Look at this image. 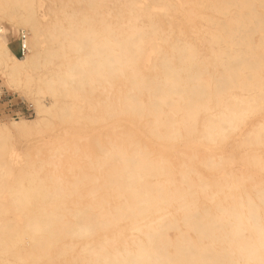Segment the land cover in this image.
<instances>
[{"label":"bare ground","instance_id":"1","mask_svg":"<svg viewBox=\"0 0 264 264\" xmlns=\"http://www.w3.org/2000/svg\"><path fill=\"white\" fill-rule=\"evenodd\" d=\"M48 1L0 0V19L27 47L18 58L0 25V68L11 85L36 81L34 94L52 98L36 100L39 119L0 123V264H264V187L245 188L248 165L264 174V0ZM169 7L203 20L197 43L168 44L152 11ZM42 51L61 58L56 68L34 71ZM54 118L69 121L59 153L80 151L67 136L82 119L114 130L106 146L79 135L99 147L96 162L83 155L102 184L85 171L67 180L53 155L11 164L13 132ZM125 123L140 140L116 133ZM234 136L253 151L239 174L223 153Z\"/></svg>","mask_w":264,"mask_h":264},{"label":"rangeland","instance_id":"2","mask_svg":"<svg viewBox=\"0 0 264 264\" xmlns=\"http://www.w3.org/2000/svg\"><path fill=\"white\" fill-rule=\"evenodd\" d=\"M175 4L181 6V3L178 1H176ZM108 5L113 8V12H117V7L120 6V4L117 2H113L111 4L109 3ZM182 5L186 6L184 1ZM42 7L46 10L50 7V2L48 0H44V2L42 3ZM71 8L74 10L88 9L85 3L78 2L77 0L74 1ZM180 9L181 8L176 10L172 7H169L168 9H162L160 11H146H152L153 18L158 22V24L161 26V29L164 31L163 34L168 35L169 37L168 44L175 42L176 38L178 37L183 41L186 40L193 43H197V39L203 37V20L197 18L195 20L185 21ZM258 10L260 12H264V7L258 6ZM233 11L234 10H232L231 12ZM143 22H148V18L144 17ZM0 25H3L7 29V37L10 48L14 51L15 55L18 58H23V56H18L20 36L14 32L11 22L6 19H0ZM255 40L259 41L258 34H256ZM57 43L58 42L55 43V41H46L45 46L57 47ZM60 60L61 58L53 56L49 52L42 51L36 59L38 65L36 64L33 69L34 71H40L41 69H43L42 71L53 69L56 68L54 64L58 63ZM37 84L38 83L36 81H32L28 84L27 87H18L11 85L6 78L5 73L0 68V88L4 91L2 101H0V123H7L9 125L10 122L13 120L39 119L36 100H39L41 104L49 105V102L52 98L48 95L43 96L34 94L33 90L35 89V86ZM102 98L103 96L100 97V99ZM19 99H23L28 104L31 103V105H33L32 110L26 111V109H24L22 105L16 106L15 103L19 101ZM59 99L66 101L69 100L68 98L64 99L63 97H59ZM6 101H10V103L14 105L12 108L13 110L17 109L18 107L21 108L23 110V114L16 118L12 117L8 113H4L3 108L4 102ZM81 111V113L84 115L100 114L97 111L87 110L85 106L81 107ZM260 120L261 119H254L252 121V124L257 125ZM53 121L54 124L51 126H47L44 123H40L37 125H32L29 130L24 133L19 134L13 132V134L11 135L12 137L8 138V140L11 139V145L8 144L10 146L7 147L8 158L11 161V164L14 165L17 163L18 165L23 166L29 158L47 159L49 156L53 155L54 160L59 163L58 173L64 175L67 180L72 181L73 173L85 171L93 173L95 175H99V183L102 184L104 177L100 169L95 168L93 170H89L87 168L88 160L83 155L84 152L90 154L92 156L93 161L96 162L95 156L97 154H100L99 147L97 145H95L94 147L88 146L86 139L80 138L79 135L85 130L93 134L94 140L99 141L103 146H106L108 145L107 141L110 139L112 140L114 138V130L112 131L110 128L105 127L106 125L104 123L88 124L84 119H82L80 122V127L82 129H68V132L70 134L67 136V139L69 141H76V144L78 145L80 151L74 152L72 148H68L65 151L59 153L55 151L54 147L57 146L58 143L61 141V136L63 135L64 131L69 128L67 127L69 121L66 120V122L61 123L56 118H54ZM261 122L264 123V119H262ZM115 131L117 134L119 133V136L120 133H122V135H125V137L127 136V134H136L131 128V125L128 123H125L124 125L118 127ZM136 138L140 140V137L137 134ZM241 139V136H234L233 138H231L229 140L228 146L226 147V152H223L225 156L230 154L234 156L235 165L233 170H235L237 174H239L241 171L243 172V169L245 168V163L240 162V158H242L246 154L250 155L253 152L252 149H245L244 146H239ZM7 143H9V141H7ZM258 153L261 154L262 157H264V149L258 151ZM71 165L75 167L73 172H70L68 169V167ZM248 166L249 172L247 180L245 182V188L248 192L254 194V192L256 191L255 187H264V174L260 175L258 171L259 168L257 165L250 164ZM79 167H81L82 169L78 170ZM86 186L87 188L89 187V185ZM105 190V186H102V188L98 191L97 195H95L96 198H100L104 194ZM81 192H83V200L85 202L91 201L92 197L87 195L85 187H81ZM109 198L111 203H114L116 201L113 195L109 196ZM127 228L128 225H124L122 239L129 238L128 235L130 231ZM140 236L143 237V235ZM66 260L70 263L72 257L68 255ZM57 263L60 264L59 260L57 261Z\"/></svg>","mask_w":264,"mask_h":264},{"label":"built area","instance_id":"3","mask_svg":"<svg viewBox=\"0 0 264 264\" xmlns=\"http://www.w3.org/2000/svg\"><path fill=\"white\" fill-rule=\"evenodd\" d=\"M25 39H26V34L22 33L20 36V45H19V50H18V56H24L25 52L27 51V47L25 44ZM4 95V91L3 89L0 88V101H2V97ZM16 106H20L22 105V107L24 109H26V111H30L32 110V106L31 103L28 104L26 103L23 99H19V101H17L15 103ZM13 104L10 103V101H6L4 102V113H8L9 115H11L12 117H19L20 115L23 114V110L21 108H17L15 110H13Z\"/></svg>","mask_w":264,"mask_h":264}]
</instances>
